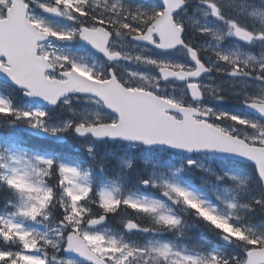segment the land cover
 <instances>
[{
  "label": "snow or ice",
  "instance_id": "snow-or-ice-1",
  "mask_svg": "<svg viewBox=\"0 0 264 264\" xmlns=\"http://www.w3.org/2000/svg\"><path fill=\"white\" fill-rule=\"evenodd\" d=\"M0 264H264V0H0Z\"/></svg>",
  "mask_w": 264,
  "mask_h": 264
}]
</instances>
